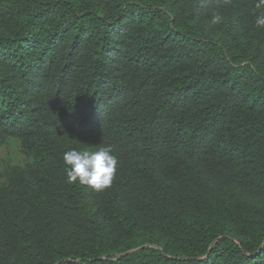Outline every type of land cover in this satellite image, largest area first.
Returning <instances> with one entry per match:
<instances>
[{"label":"trees","instance_id":"16d2710c","mask_svg":"<svg viewBox=\"0 0 264 264\" xmlns=\"http://www.w3.org/2000/svg\"><path fill=\"white\" fill-rule=\"evenodd\" d=\"M0 0V264H264V8ZM219 21L213 23V19ZM111 146L110 187L63 154Z\"/></svg>","mask_w":264,"mask_h":264},{"label":"clouds","instance_id":"9594fccd","mask_svg":"<svg viewBox=\"0 0 264 264\" xmlns=\"http://www.w3.org/2000/svg\"><path fill=\"white\" fill-rule=\"evenodd\" d=\"M256 9L264 8V0H256ZM213 19V23L219 21ZM256 25L264 27V16H257ZM112 147L102 146L97 151L69 150L63 154L66 168L67 182L72 184L77 181L96 191H102L111 186L117 167V159L112 154Z\"/></svg>","mask_w":264,"mask_h":264},{"label":"rangeland","instance_id":"374dc122","mask_svg":"<svg viewBox=\"0 0 264 264\" xmlns=\"http://www.w3.org/2000/svg\"><path fill=\"white\" fill-rule=\"evenodd\" d=\"M25 156L22 152L21 143L18 139H10L0 144V171H3L9 164L23 165Z\"/></svg>","mask_w":264,"mask_h":264}]
</instances>
